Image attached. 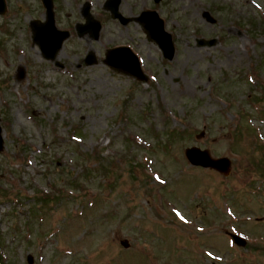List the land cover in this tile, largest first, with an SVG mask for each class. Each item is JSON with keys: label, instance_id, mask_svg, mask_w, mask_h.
<instances>
[{"label": "rangeland", "instance_id": "374dc122", "mask_svg": "<svg viewBox=\"0 0 264 264\" xmlns=\"http://www.w3.org/2000/svg\"><path fill=\"white\" fill-rule=\"evenodd\" d=\"M6 1L0 254L7 263L264 264V245L239 250L226 236L229 219L247 216L258 219L240 230L264 241V194L250 178L255 170H246L264 137V0H123L125 17L156 8L175 40L170 62L137 23L113 21L105 0H55L58 27L85 23L86 1L103 24L99 39L87 33L64 44L55 61L63 69L32 43L29 23L44 17L40 0ZM198 39L217 44L201 47ZM119 45L140 57L146 84L103 64L105 50ZM90 53L99 62L85 66ZM192 146L230 158L234 173L191 168L184 152ZM263 159L264 152L256 160ZM152 163L165 180L142 175ZM46 194L62 199L39 203ZM155 195L177 205H166L170 218L157 219ZM190 237L203 239L201 252Z\"/></svg>", "mask_w": 264, "mask_h": 264}, {"label": "water", "instance_id": "95a60500", "mask_svg": "<svg viewBox=\"0 0 264 264\" xmlns=\"http://www.w3.org/2000/svg\"><path fill=\"white\" fill-rule=\"evenodd\" d=\"M156 3L161 2V0H155ZM1 6H0V13H3L5 11V5L3 0H1ZM112 4H114L112 6ZM112 4H111V11L113 14V18H117L120 17L119 13H118V6L120 4V0H112ZM49 17H53V13L50 11L49 12ZM138 22L141 24V26L144 28L148 39L150 41H154L158 44V46L160 47V49L163 51V54L165 56V58L172 60L175 54V48H174V44H173V40H172V36L171 34H168L167 32H165L164 29V22L159 18V15L156 12L153 11H145L141 14V16L137 19ZM50 25L52 22H48ZM47 25L43 26L42 24H38L35 25V38L37 40H35L36 42H39L40 46L42 47L43 50H45L48 46H49V42L47 41H43L44 38L41 35L43 31H40L43 28H46ZM96 28V33L99 31L100 27L99 24H97L95 26ZM85 28L79 29L80 34H82L83 32H85ZM40 35H39V34ZM64 38H60L57 39L56 41H54L53 45H54V51L56 52L59 48H61V44ZM216 43V40H212V41H199L200 45H208V46H212ZM113 53V52H111ZM111 54H109V58H110ZM108 58V60L105 62L108 65H110V59ZM122 59H125L127 64L126 65H119L116 64L115 65L122 71L125 72L129 75H132L134 77H136L137 79H139L140 81H147V77L144 75V73L142 72L140 66L138 65V60L135 56H133L131 53L130 55H121L120 57H118V60H120V62ZM96 60L94 59L93 54L90 55L87 64L91 65L96 63ZM3 130L0 127V152L3 150L4 145H3V136H2ZM186 155L189 159V161L193 164V165H198V166H203L205 168H213L216 169L217 171L223 173L224 175H228L230 173V165L231 162L227 159V158H223V159H212L210 156V153L208 151H201L197 148H192V149H188L186 151ZM234 240L239 244V245H244L245 243L243 241H241L240 239H238L237 237H233Z\"/></svg>", "mask_w": 264, "mask_h": 264}, {"label": "trees", "instance_id": "16d2710c", "mask_svg": "<svg viewBox=\"0 0 264 264\" xmlns=\"http://www.w3.org/2000/svg\"><path fill=\"white\" fill-rule=\"evenodd\" d=\"M133 166H134V165L131 164V167H132V168H133ZM247 170H248V168H247ZM238 200H241V201H242V206H244V205H243V203H244V199H243L242 197H239ZM0 264H4L1 258H0Z\"/></svg>", "mask_w": 264, "mask_h": 264}]
</instances>
